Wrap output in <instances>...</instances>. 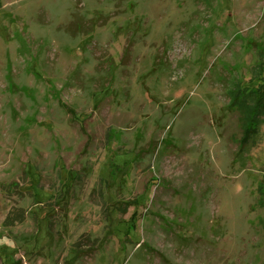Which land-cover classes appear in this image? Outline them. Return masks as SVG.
Wrapping results in <instances>:
<instances>
[{
    "label": "rangeland",
    "instance_id": "1",
    "mask_svg": "<svg viewBox=\"0 0 264 264\" xmlns=\"http://www.w3.org/2000/svg\"><path fill=\"white\" fill-rule=\"evenodd\" d=\"M263 59L264 0H0V264H264Z\"/></svg>",
    "mask_w": 264,
    "mask_h": 264
},
{
    "label": "trees",
    "instance_id": "2",
    "mask_svg": "<svg viewBox=\"0 0 264 264\" xmlns=\"http://www.w3.org/2000/svg\"><path fill=\"white\" fill-rule=\"evenodd\" d=\"M261 64L262 73L264 74V59ZM261 79L260 84L255 89L240 90V88H237L231 92L233 94L231 107H234L235 111L241 115L239 150L244 153L254 145L260 127L264 124V75ZM74 179H77V177L75 176ZM104 183H108V180H104ZM66 187V193H69L71 186ZM120 206L117 204L116 206L112 205L110 213L113 215L118 214L121 209Z\"/></svg>",
    "mask_w": 264,
    "mask_h": 264
}]
</instances>
